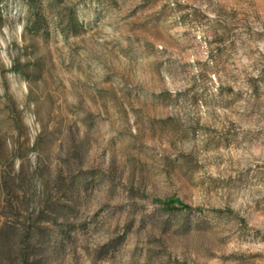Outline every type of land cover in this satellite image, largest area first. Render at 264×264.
Returning <instances> with one entry per match:
<instances>
[{
  "label": "rangeland",
  "instance_id": "rangeland-1",
  "mask_svg": "<svg viewBox=\"0 0 264 264\" xmlns=\"http://www.w3.org/2000/svg\"><path fill=\"white\" fill-rule=\"evenodd\" d=\"M0 264H264V0H0Z\"/></svg>",
  "mask_w": 264,
  "mask_h": 264
},
{
  "label": "trees",
  "instance_id": "trees-1",
  "mask_svg": "<svg viewBox=\"0 0 264 264\" xmlns=\"http://www.w3.org/2000/svg\"><path fill=\"white\" fill-rule=\"evenodd\" d=\"M168 203H169V202H166V201L164 202V204H166V205H169Z\"/></svg>",
  "mask_w": 264,
  "mask_h": 264
}]
</instances>
